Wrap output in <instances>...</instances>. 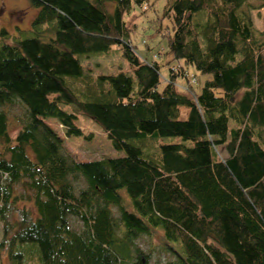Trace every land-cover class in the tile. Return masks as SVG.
Masks as SVG:
<instances>
[{
  "label": "trees",
  "instance_id": "trees-1",
  "mask_svg": "<svg viewBox=\"0 0 264 264\" xmlns=\"http://www.w3.org/2000/svg\"><path fill=\"white\" fill-rule=\"evenodd\" d=\"M29 3L36 7L29 35L0 30L11 36L0 41V248L9 263L264 264V37L246 0H164L152 31L156 42L165 39L156 54L169 56L160 89L161 63L130 40L133 6L146 9L150 0ZM116 50L128 71L93 74L81 62ZM187 64L204 77L197 91ZM13 97L27 117L10 136L1 106ZM77 113L123 154L78 160L67 151L45 118L78 134ZM169 135L180 140L156 150L152 139ZM70 174L86 186L75 190ZM122 187L134 210L124 206ZM18 199L32 206L19 209L12 228L6 216ZM140 234L160 238L176 258L148 263L135 243Z\"/></svg>",
  "mask_w": 264,
  "mask_h": 264
},
{
  "label": "rangeland",
  "instance_id": "rangeland-1",
  "mask_svg": "<svg viewBox=\"0 0 264 264\" xmlns=\"http://www.w3.org/2000/svg\"><path fill=\"white\" fill-rule=\"evenodd\" d=\"M151 4L146 9H141L138 5H134L131 11V17L136 22V28L131 32L130 40L135 46L136 52L140 56H146L148 59L155 58L160 64V82L158 88L160 89L165 81L169 77L168 65L165 62L168 59V55L156 54L158 47L162 46L160 50L165 46V39L156 42L160 36L153 35L152 31L157 27L160 21V14L164 5V0H150ZM249 4V5H248ZM108 9H111L112 4H106ZM243 9L250 14L251 21L254 27L255 34H259L264 37V2L263 0H246V5ZM36 13V7L30 5L29 0H0V30L15 35H29L28 28L30 21ZM165 22V20H162ZM11 37V36H10ZM10 37H4L0 34V41L5 40L9 42ZM146 43L151 45L148 50ZM156 44V45H155ZM81 62L93 74L98 73H113L117 70L128 71V65L126 60L120 55L119 51H113L111 53H93L88 56L81 57ZM186 73L189 80L194 76L195 80L192 82L193 88L197 91L203 80V75H200L195 68L187 64L185 66ZM185 78L182 75L175 76V83L178 88L183 87L185 84ZM59 106L63 109L72 111L73 105L60 103ZM8 119V133L13 136L18 128L27 117V106L17 97H13L11 101L6 102L1 106ZM187 114V108L185 106L180 107L181 118H184ZM45 120L57 130V132L63 137V143L67 151H70L73 156L78 160H93L101 157H114L123 154L121 149H117L112 146L110 139L100 129V127L93 122L87 116L77 113L75 124L82 130L78 134H66L64 126H62L58 120L53 116H47ZM178 136H157L152 139L151 143L157 150L160 143L179 141ZM143 153L145 149L142 147ZM69 180L72 182L75 190L86 186V181L79 175H69ZM20 191V187L16 189ZM119 193L124 202V206L129 210H134L131 204L130 197L128 196L125 188H120ZM22 206L31 207V203L27 200L18 199L11 204L10 210L6 216L7 221L12 224V228L16 227L17 220L19 219V209ZM112 213L115 218H118L119 211L115 204H111ZM70 223L73 228L79 229L81 227L80 222L74 217L70 218ZM2 237L1 221H0V240ZM136 245L142 252L149 254L148 263H166L173 258H176L174 252L168 249L161 248V239L153 237L152 239L146 234H140L135 240ZM176 251L181 252L182 248L179 243L171 242ZM0 264H10L6 248H0Z\"/></svg>",
  "mask_w": 264,
  "mask_h": 264
}]
</instances>
